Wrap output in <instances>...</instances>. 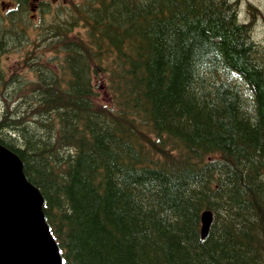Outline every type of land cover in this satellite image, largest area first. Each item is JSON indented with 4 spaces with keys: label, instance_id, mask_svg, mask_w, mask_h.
<instances>
[{
    "label": "trees",
    "instance_id": "trees-1",
    "mask_svg": "<svg viewBox=\"0 0 264 264\" xmlns=\"http://www.w3.org/2000/svg\"><path fill=\"white\" fill-rule=\"evenodd\" d=\"M13 1L0 53L30 16L40 40L0 70V145L63 264H264V39L237 3Z\"/></svg>",
    "mask_w": 264,
    "mask_h": 264
},
{
    "label": "water",
    "instance_id": "water-1",
    "mask_svg": "<svg viewBox=\"0 0 264 264\" xmlns=\"http://www.w3.org/2000/svg\"><path fill=\"white\" fill-rule=\"evenodd\" d=\"M43 198L18 156L0 145V264H62L42 212ZM204 237L210 212L201 216Z\"/></svg>",
    "mask_w": 264,
    "mask_h": 264
},
{
    "label": "rangeland",
    "instance_id": "rangeland-1",
    "mask_svg": "<svg viewBox=\"0 0 264 264\" xmlns=\"http://www.w3.org/2000/svg\"><path fill=\"white\" fill-rule=\"evenodd\" d=\"M51 2H55L56 4H61L64 5L66 3V0H48ZM240 5V11L242 12L243 15H245L250 21H256L257 24L254 26V32L255 34L253 35L255 38L257 36V39H264V0H237ZM236 2L235 0H230V3L233 4ZM248 4L250 6H248ZM0 6H4V8L10 7L9 0H0ZM237 6V4H236ZM12 7V6H11ZM34 20L32 27L28 26L27 21L25 22V26L27 28V38L23 42V44L17 48L14 49L10 52H4L0 53V70H4V73L6 76H8L10 73L13 71H17L18 73H25V69L27 67H22V61L24 62L28 56L29 51H31V46H35L39 39L40 34L38 33L36 27H38L39 22L38 18L39 16H30ZM27 23V25H26ZM9 26V23H3L4 26ZM20 24L17 23L16 28H20ZM27 42V43H26ZM28 52V53H26ZM25 54L24 59L19 63L18 65V60L20 57H23ZM49 59L52 57L47 55ZM45 57V58H46ZM24 71V72H23ZM25 75H28L26 72Z\"/></svg>",
    "mask_w": 264,
    "mask_h": 264
},
{
    "label": "bare ground",
    "instance_id": "bare-ground-1",
    "mask_svg": "<svg viewBox=\"0 0 264 264\" xmlns=\"http://www.w3.org/2000/svg\"><path fill=\"white\" fill-rule=\"evenodd\" d=\"M236 3H237V2H234V3L232 4V7H233V8H236V7H235V4H236ZM230 4H231V3H230Z\"/></svg>",
    "mask_w": 264,
    "mask_h": 264
}]
</instances>
